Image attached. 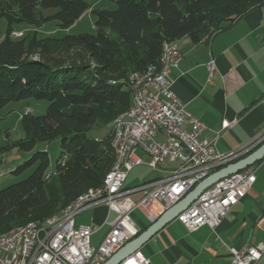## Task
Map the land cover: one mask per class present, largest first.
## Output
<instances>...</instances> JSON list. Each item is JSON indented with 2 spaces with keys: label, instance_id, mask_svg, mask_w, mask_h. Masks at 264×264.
<instances>
[{
  "label": "trees",
  "instance_id": "1",
  "mask_svg": "<svg viewBox=\"0 0 264 264\" xmlns=\"http://www.w3.org/2000/svg\"><path fill=\"white\" fill-rule=\"evenodd\" d=\"M115 10L93 9V33L12 38L14 24L68 29L88 9L85 0H0V110L25 98L48 102L45 113L22 114L23 138L0 146L31 153L9 173L30 165L25 179L0 190V234L59 216L83 194L101 187L114 161L112 122L131 104L130 75L159 63L162 44L187 37L198 43L231 26L264 0H114ZM54 10L48 15L43 11ZM2 120L0 116V121ZM92 129H106L98 139ZM59 139L61 156L48 171L38 143ZM49 175V176H48Z\"/></svg>",
  "mask_w": 264,
  "mask_h": 264
},
{
  "label": "built area",
  "instance_id": "2",
  "mask_svg": "<svg viewBox=\"0 0 264 264\" xmlns=\"http://www.w3.org/2000/svg\"><path fill=\"white\" fill-rule=\"evenodd\" d=\"M166 58L167 70L158 85H151L149 78L136 80L135 111L124 113L111 130V135L116 134L118 125L129 124L130 134L125 136V142L141 140L143 153L149 161L144 162L136 156L134 149L125 151V143H122V164L115 168L107 185L95 191L94 196L77 210L59 219L54 227H43L41 231L29 229L25 238L16 236L10 243L0 242V264H103L141 233L131 218L133 211L140 209L149 225L152 224L202 180L243 159L264 141L263 131L246 145L220 153L214 141L202 140L204 124L192 117L173 92L176 79L171 71L178 68L182 55L176 47L167 50ZM206 68L211 75L214 62L209 61ZM235 122L223 120L221 129H229ZM166 164L172 167L166 169ZM139 165L164 175L126 188L128 174ZM254 182V171L250 167L228 175L206 188L174 221L189 233L203 226L214 231L231 206L246 196ZM97 204H104L108 213H114L115 217L108 224L109 231L94 247L90 244V236L97 229L77 226L74 219L84 209ZM229 252L230 264H258L264 245L244 246L239 250L232 248ZM118 264L151 263L138 250Z\"/></svg>",
  "mask_w": 264,
  "mask_h": 264
},
{
  "label": "crops",
  "instance_id": "3",
  "mask_svg": "<svg viewBox=\"0 0 264 264\" xmlns=\"http://www.w3.org/2000/svg\"><path fill=\"white\" fill-rule=\"evenodd\" d=\"M175 45L182 60L171 71L176 79L173 92L192 117L204 124L200 138L214 141L216 150L226 153L261 135L264 131V7L251 9L228 28L205 36L198 43L183 37ZM211 60L214 71L210 75L206 65ZM223 120L236 122L229 129H221ZM166 165V169L172 167ZM250 168L255 182L246 196L231 206L214 231L203 226L189 233L173 221L147 242L146 258L150 263L230 264L229 249L264 245V160ZM163 175L157 172L156 177L144 182ZM128 178L129 174L125 187L136 186H129ZM86 211L89 213L86 222L77 223V218ZM82 212L74 223L97 229L90 236V244L95 247L109 231L108 224L115 214L108 213L104 204L90 206ZM148 226L138 229L142 232ZM258 264H264V252Z\"/></svg>",
  "mask_w": 264,
  "mask_h": 264
},
{
  "label": "rangeland",
  "instance_id": "4",
  "mask_svg": "<svg viewBox=\"0 0 264 264\" xmlns=\"http://www.w3.org/2000/svg\"><path fill=\"white\" fill-rule=\"evenodd\" d=\"M85 1L88 5V9L68 29H65V30L60 29L59 27L56 26L54 22H48L38 28H34L24 23H21V24L13 25L12 27L13 30L10 32V36L12 38H19L21 37L22 33H26L28 31H36L37 36L39 38H44L47 36L54 37V38H60L66 34L77 35L81 33H93L94 32L93 23L95 21V17L91 13V11L93 9L115 10L116 3L114 0H85ZM53 11L54 10H45L43 11V14L48 15L52 13ZM6 27H7V24H6L5 19L3 18L0 19V41H2L5 36ZM47 105H48L47 101L36 100L34 98H25L17 102H10L6 104L0 110V116L2 118V120L0 121V129H1L2 134L5 131H8L7 137L10 139V141H15L20 138H23V132H22L20 122H19L21 115L25 113L26 114L33 113L36 115L44 114ZM105 131L107 130L106 129H102V130L92 129L89 131L88 136L94 139H98L102 136L103 133H105ZM4 144H6V140L3 135L0 138V146ZM35 149L39 151L47 152L48 164H49L47 172H46V175H47L48 171L53 170L56 161L61 156V148L59 145V139H55L49 143H38ZM30 154L31 153L18 151L15 148H12L1 156L2 164L0 166V190L10 184L17 183L25 179L27 176L31 174V172L35 168V165L28 166L21 173L16 174V175H12L9 173L10 171L14 170L17 166H19L20 164L28 160ZM135 155L140 157L144 162L149 161L148 157L140 149L136 150ZM166 166L169 167V165H166ZM156 175H157V171L152 170L146 165H139V166L134 167L130 171L129 178H128V184L129 186L141 184L145 180L156 177ZM133 212H132L131 218L134 221V223L138 226V228L139 226L146 227L147 225H149V221L145 218V216L143 215L140 209H136ZM88 214L89 213L87 211L82 212V214L77 218V223H83V222L85 223L86 218L88 217ZM92 239H94V237ZM146 245L147 243L144 244L139 249L140 253L145 257L149 256Z\"/></svg>",
  "mask_w": 264,
  "mask_h": 264
},
{
  "label": "bare ground",
  "instance_id": "5",
  "mask_svg": "<svg viewBox=\"0 0 264 264\" xmlns=\"http://www.w3.org/2000/svg\"><path fill=\"white\" fill-rule=\"evenodd\" d=\"M177 46L175 42H164L162 44L161 55L159 59V63L157 65L149 66L142 72H134L130 75V92H131V104L128 109L124 113L134 112L137 103V90H136V80L137 81H144V79H151V85H158V80H161L163 73L167 70V50H175ZM134 78V79H132ZM124 113L119 115L111 124V128H115L118 121L124 116ZM130 134V127L129 124H122L118 125L116 130V134H112L111 136V145L114 150V161L113 164L105 175L103 183L101 187L92 190L83 194L79 197L75 202H73L68 208L64 209L61 215L53 216L48 218L43 223H28L23 226H19L16 228H12L9 231L0 234V242L1 243H10L17 238H25V232L29 229H33L34 231H41L43 227H54L59 219H63L67 216L68 213L77 210L79 206H81L85 200L92 198L94 196L95 191L102 188L103 185H107L109 180L115 174V168L122 164V155H123V145L125 143V151H132L140 149L144 152V144L141 140H132L125 142V136H129Z\"/></svg>",
  "mask_w": 264,
  "mask_h": 264
},
{
  "label": "water",
  "instance_id": "6",
  "mask_svg": "<svg viewBox=\"0 0 264 264\" xmlns=\"http://www.w3.org/2000/svg\"><path fill=\"white\" fill-rule=\"evenodd\" d=\"M264 160V142L252 153L243 159L228 165L219 171L213 173L209 177L198 183L189 193L185 195L174 206L165 211L155 222L150 224L144 231H142L134 240L128 245L110 257L103 264H118L134 252H137L144 244H146L157 232L163 229L164 226L173 222L175 217L191 202H193L206 188L210 187L217 181L227 177L228 175L235 174L243 171L258 162Z\"/></svg>",
  "mask_w": 264,
  "mask_h": 264
}]
</instances>
